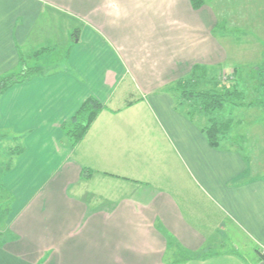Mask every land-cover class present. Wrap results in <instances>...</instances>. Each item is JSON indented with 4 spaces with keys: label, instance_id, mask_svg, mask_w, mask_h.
Returning a JSON list of instances; mask_svg holds the SVG:
<instances>
[{
    "label": "crops",
    "instance_id": "obj_1",
    "mask_svg": "<svg viewBox=\"0 0 264 264\" xmlns=\"http://www.w3.org/2000/svg\"><path fill=\"white\" fill-rule=\"evenodd\" d=\"M216 11L210 0H0V78L41 69L26 59L43 50L67 57L0 97V135L20 144L2 179L14 202L0 264H263L264 177L176 108H188L178 81L227 63ZM89 97L103 109L71 148L61 125ZM156 151L166 165L153 170ZM188 189L209 210L180 198Z\"/></svg>",
    "mask_w": 264,
    "mask_h": 264
},
{
    "label": "rangeland",
    "instance_id": "obj_2",
    "mask_svg": "<svg viewBox=\"0 0 264 264\" xmlns=\"http://www.w3.org/2000/svg\"><path fill=\"white\" fill-rule=\"evenodd\" d=\"M210 1L217 10L219 22L223 21L224 23L220 25L216 33L223 38L227 47V63L218 71L215 68L206 70L202 74L196 75L195 73L193 77L183 80L185 88L179 89L176 95L179 96V102H183L181 103L183 105L187 104L188 108L184 106L181 108L176 106V108L181 112L187 110L192 114L194 123L199 125L201 130L213 123L217 124L218 127L220 126L219 139L222 147L238 149L246 160L247 171L252 174L250 176L264 177V0ZM63 53L61 48L43 50L37 59H26V63H29L28 66L31 67L34 65L32 62L38 60L40 62L38 63L39 67H41L38 71L40 73L59 71L62 67H67V57L63 58ZM38 72L34 73L33 76ZM31 77L16 83H22ZM126 83L128 87V82ZM223 87L240 93V99L226 102L221 109L213 112L198 110L200 108L199 103H194L185 96L190 92L218 94L221 93ZM125 88L123 86L121 90ZM182 91L186 92L185 95L182 94ZM130 93V101L139 98V95L131 87ZM249 103L254 106L251 108L244 106ZM2 133L3 131H0V134ZM7 133L10 136L14 134L10 130H7ZM8 134L7 136L0 135L6 137V140L0 141V235L14 202L13 196L3 191L2 179L4 171L14 164L10 157V151L13 150V154L14 149L10 148L16 144L20 147V144L8 141L10 139ZM203 134L205 136L204 132ZM14 137L18 139L19 143H23V136ZM157 145V143L154 144L155 147ZM155 154L156 159L149 163L150 167L153 170L165 167L166 163L164 160L159 161L157 151ZM164 154V151L160 152V155L164 156ZM167 154H170V151H167ZM180 167L179 164L178 168ZM189 190L182 196L180 195V198L192 199L194 203L203 205L205 209L209 210L210 207L204 205L206 201L202 194L196 190L190 193ZM194 209L198 212L201 211L196 205H194ZM195 214L199 216L198 213L195 212ZM222 226L227 230L228 221L226 223L224 221ZM0 240H2L1 237ZM258 253L264 264L262 252L259 251Z\"/></svg>",
    "mask_w": 264,
    "mask_h": 264
},
{
    "label": "trees",
    "instance_id": "obj_3",
    "mask_svg": "<svg viewBox=\"0 0 264 264\" xmlns=\"http://www.w3.org/2000/svg\"><path fill=\"white\" fill-rule=\"evenodd\" d=\"M193 9H198L204 5L205 0H189ZM39 68H22L20 72L11 73L4 75L0 78V96L3 94L5 89H7L12 84L23 80L25 78L31 77L34 73L38 72ZM185 83L183 81H178L176 84V89H184ZM185 91L182 94L185 95ZM194 103H199L200 108L198 110H205L208 112H213L222 108L224 103L239 100L240 93L236 91H230L227 88H222L221 93H205V92H190L185 95ZM185 98V99H187ZM256 105V104H255ZM248 108L253 107L252 103L244 105ZM103 105L96 100L94 97L87 98L79 107V109L74 113V115L66 122L61 125L64 130L65 137L71 148L75 147L86 135L90 125L95 120L97 115L102 111ZM189 118L192 119V114L188 113ZM221 127L213 123L207 128H203L202 132L205 133L207 141L211 147H220V129ZM220 132V133H219ZM5 137L0 136V140Z\"/></svg>",
    "mask_w": 264,
    "mask_h": 264
},
{
    "label": "built area",
    "instance_id": "obj_4",
    "mask_svg": "<svg viewBox=\"0 0 264 264\" xmlns=\"http://www.w3.org/2000/svg\"><path fill=\"white\" fill-rule=\"evenodd\" d=\"M262 255H263V258H264V250L262 251Z\"/></svg>",
    "mask_w": 264,
    "mask_h": 264
}]
</instances>
